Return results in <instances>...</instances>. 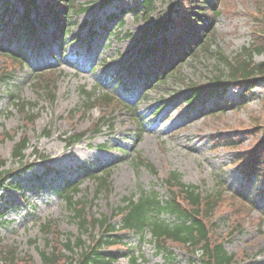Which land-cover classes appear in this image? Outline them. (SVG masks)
Here are the masks:
<instances>
[{"label": "rangeland", "instance_id": "374dc122", "mask_svg": "<svg viewBox=\"0 0 264 264\" xmlns=\"http://www.w3.org/2000/svg\"><path fill=\"white\" fill-rule=\"evenodd\" d=\"M96 1L78 0V3L93 5ZM135 2L137 0H118L99 12L96 19H93V11L76 16L65 50L60 51L55 46L52 48L54 55L73 57L71 53L78 45L76 36L82 35L85 21L90 19L104 25L111 13L120 12L121 8L132 9ZM172 4V0H155L156 12L150 14L149 22L141 13L136 16L131 10L124 19L125 26H120V22L114 26L109 23L108 28L113 26L114 32L110 43L109 37L105 40L107 32L102 31L89 45L81 48L79 57L75 56L76 65H57L55 71L40 80L35 79L30 69H20L11 83L0 88V158L8 161L6 168L14 170L17 175L14 180L23 189L22 192L5 191V198L0 201L3 216L0 218L1 245L6 253L15 254L7 262L15 259L12 264H23L22 260L27 259L29 264H43L42 252L52 249L76 259L79 251L72 255L65 252L62 244L79 240L89 244L94 236H101L97 229L88 234L81 232L65 201L57 197L56 191L60 192L65 184H80L75 200L88 202L87 214L110 218L124 199H136L140 191L156 192L166 199L168 190L163 179L177 173L184 184L200 187L207 200L212 199L214 193L221 197L214 205V212L205 206L202 215L209 229L210 246L222 244L223 250L234 257L235 264H264V219L258 212L264 211V202L260 200L264 193L259 194L260 185L257 186L255 178H247L233 165L235 157L251 153L258 141L261 144L263 129L259 127L264 123V84H259L247 97L245 106L241 104L242 93L237 86L224 99H209L207 103L193 105L185 101L191 95L188 89L226 80L225 60L233 61L243 48L250 46L252 29L256 25L259 24L258 31L264 29L258 19H264V0H221V14L206 34L211 41L207 45L211 47L209 51L202 49L188 58L164 82L151 84L153 77L143 76L133 80L131 92L121 93L119 85L127 87V84L123 79L117 84L118 65L114 63L133 54L132 38L138 37L157 20H164ZM1 8L0 5V11ZM2 34L0 32V36ZM255 35L260 38L257 33ZM177 38L176 33L174 40ZM156 42L161 45L159 39ZM44 57L32 59L35 60L34 69L49 64L48 58ZM3 58L0 55V72L5 68ZM104 58L108 61L105 66H100ZM242 58L248 60L250 57ZM155 60L148 61V70ZM262 61L261 56L251 58L254 64ZM94 65L96 70L91 73L90 66ZM46 83L52 92L44 90ZM84 91L98 97L91 106L93 109L87 112L83 110ZM114 94L125 104L120 105ZM168 100H174L175 105L167 111ZM33 116L35 122L31 126L28 120L31 118L33 122ZM133 116H137L143 127L138 126ZM137 128L143 132L142 140L135 144ZM85 130L94 131V135L68 150L64 142L66 136ZM246 131L249 133L245 135ZM233 135L239 140L240 148H233L226 141ZM24 136L30 141L25 160L34 165L30 171L22 170L12 160L15 146ZM104 142H109V151L101 153L97 146ZM120 149H130L141 155L156 168L158 175L137 166L132 153L126 157L119 154ZM83 165H91L99 174L96 177H107L109 188L101 191L99 180L80 172ZM231 193L251 202L255 210L231 197ZM23 195L26 196L24 201ZM161 219L168 225L176 221L170 214L161 215ZM149 240L150 237H146L142 241L132 234L126 239L129 246L138 249V264L199 262L198 256L192 257L190 251L172 242L165 243L172 257L159 255ZM67 264L72 262L68 260ZM117 264H129V261L122 258Z\"/></svg>", "mask_w": 264, "mask_h": 264}, {"label": "trees", "instance_id": "16d2710c", "mask_svg": "<svg viewBox=\"0 0 264 264\" xmlns=\"http://www.w3.org/2000/svg\"><path fill=\"white\" fill-rule=\"evenodd\" d=\"M18 1H20L27 7H29L32 3V0ZM145 3H148L149 6L151 5V2H148V0H145ZM197 3L199 4V7L204 6V11L196 8ZM185 4L188 7L186 8V11L183 12L182 7ZM73 6L74 5L72 0H48L47 11L50 15H52L54 21L57 22L60 21L61 17L64 15L65 9L68 11ZM178 6L179 9L177 14L180 22H183V25H179V22L175 21L173 22V27L175 29H182L181 36L183 37H181L180 40H183V42H186L187 44V41L189 39H196L194 45L197 46V44H199L200 42V39H197V37H200L202 33L198 30V26H195L194 22H196L198 25L199 23L205 24V21L210 24L211 18L208 16L207 12L212 6V0H180ZM212 11L214 12V10ZM28 12L30 13V10ZM16 30L17 29L15 27L14 31ZM257 35L261 38L260 40L259 38H256V40L252 43L253 49L256 52L254 54L262 56L263 61L258 64L252 63L251 57L254 55L253 53H249L250 58H248V60L237 57L235 64L229 67L228 78H230L232 81H244L251 83H256L257 81L264 82V29L257 32ZM191 51H194V49H192ZM170 53L171 55L175 56L179 54V50L174 48ZM3 74H5V72H3L1 75ZM1 79L2 78H0V84L1 82H4V80ZM217 90L219 89L217 88ZM26 148L27 142L25 141L23 142V144H21L20 148H18V151L15 152L14 158L19 162L23 161L24 151ZM246 156L247 159L243 160L242 162H244V165H247L252 171H256V161L259 159H264V132L259 147L254 149L253 152L247 154ZM3 166L4 162L0 160V169ZM6 173L7 171H0V185L3 182ZM104 185H106V182L103 184V186ZM189 196L192 203H196L197 208L190 207V209L186 210L176 203V199H174L173 201L164 202L157 195H144L142 197L146 198H141L137 203H131V207L127 213V218L124 219V227L136 229L139 233L143 234V237H145L146 234L150 233L152 237L155 238L156 243L160 245L159 247H161V249L162 247H164L163 243H165L166 241H174L175 243L177 242L183 245H190L191 247H193V252L195 251V249H200L205 254L203 264H232L233 258L223 250L222 244L216 245L214 248H211L208 231L203 226V224L197 221V219L195 218L196 215H199V199H197L194 192H190ZM66 202L74 213V216L79 219L81 230H88L84 210L77 209L79 205L74 201L73 197L68 198ZM168 214L177 216L180 221H182V224L170 226L160 219L161 215ZM105 220L106 219L104 218L96 222L100 226L102 225V227H105V224H103L106 223ZM112 230H114L113 227H110L108 229V231ZM112 239L113 238L106 239L105 243L110 244L114 242L113 244H115V240ZM98 243V247L96 246V248H94L91 252H86L88 247L85 245V243L79 242L78 245L74 246L71 242H68V244L63 246L64 250L68 251L71 254H74V247H76L78 250H81V254L77 255V260L68 257L66 254H63L61 250L53 249L52 252L42 254V262L43 264H67L68 260H70L72 263L75 260L76 264H109L107 258H118L117 254H101L99 249L102 248L104 239H102ZM6 256L15 257V254L0 252V260H5V264H7ZM170 256L172 255L170 254ZM13 262L14 259L11 260V264ZM22 263L29 264L30 261L24 259L22 260Z\"/></svg>", "mask_w": 264, "mask_h": 264}, {"label": "bare ground", "instance_id": "6f19581e", "mask_svg": "<svg viewBox=\"0 0 264 264\" xmlns=\"http://www.w3.org/2000/svg\"><path fill=\"white\" fill-rule=\"evenodd\" d=\"M172 106H174V103H173V102H171L170 108H171ZM170 108H169V109H170ZM195 121H196V120H195Z\"/></svg>", "mask_w": 264, "mask_h": 264}]
</instances>
